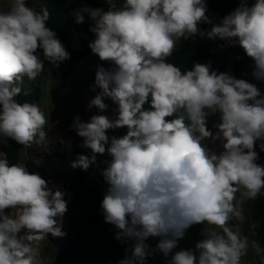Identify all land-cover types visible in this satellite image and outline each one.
I'll return each mask as SVG.
<instances>
[{
    "label": "clouds",
    "instance_id": "1",
    "mask_svg": "<svg viewBox=\"0 0 264 264\" xmlns=\"http://www.w3.org/2000/svg\"><path fill=\"white\" fill-rule=\"evenodd\" d=\"M206 12L205 0H124L119 10L84 7L75 14L78 24L86 15L92 22V53L114 65L96 72L93 90L100 92L88 109L105 111L104 97L118 108L115 119L76 118L72 127L91 156L80 155L71 166L87 170L97 154L111 157L102 172L108 184L104 219L119 230L117 240L135 242L119 264H144L157 251L169 256L186 229L200 223L213 227L196 244L198 255L180 250L169 264H241L247 254V237L230 222L243 221L240 204L264 189V166L254 150L264 141V96L255 84L218 74L208 64L182 72L166 62L177 39L200 34L198 25L211 23ZM48 19L47 9L37 12L26 0H10L8 10L0 11V137L25 147L46 140L48 118L37 104L18 103L21 89L13 85L24 76L35 80L45 60L59 65L70 58ZM210 36L238 44L254 61L253 76L264 80V0L251 7L242 0ZM217 112L221 122L213 135L206 117ZM121 127L127 133L110 139L107 130ZM207 138L221 140L223 151L205 147ZM64 196L38 173L0 158V264H40L39 242L65 235L58 225L67 211ZM149 237H160L155 248L146 243ZM252 247L264 260V248L256 241Z\"/></svg>",
    "mask_w": 264,
    "mask_h": 264
},
{
    "label": "rangeland",
    "instance_id": "2",
    "mask_svg": "<svg viewBox=\"0 0 264 264\" xmlns=\"http://www.w3.org/2000/svg\"><path fill=\"white\" fill-rule=\"evenodd\" d=\"M94 2L96 8L108 11L119 10L124 0H94ZM227 2L231 4L234 11L241 5L242 0H205L206 7L221 5ZM244 2L251 7L255 3V0H244ZM9 3L10 0H0V11H7ZM206 15L211 21L217 23L222 19L219 12L210 9H207ZM38 55L43 59L42 53ZM209 65L211 70L216 71L218 74L227 73L235 77L232 47L227 44L223 55ZM100 67L112 69L114 65L111 62L101 61L98 55L93 53L82 58L74 66L69 76L61 80L57 77L51 63L45 60L43 71L34 80L35 85L41 92V98L35 104L40 107L48 118V122L44 127L47 138L44 142L33 144L31 147L22 145L23 158L19 165L25 166L30 173H38L48 182L49 187L53 190L64 192L63 181L77 174L76 168L71 166L78 158V155L74 152V146H81L83 138L78 136L72 127L76 118L79 117L81 122H89L94 115H106L110 119L116 118L118 106L108 97L103 98L104 103L108 105L105 111L101 112L95 107L91 110L88 109L89 102L100 92L98 87L93 90L96 72ZM206 119L211 126L210 131L215 135L218 129L214 125L221 122L220 113L209 114ZM205 142V147L216 154L223 151V142L221 140L213 141L211 138H207ZM261 143H264V141H257L254 150L258 153L256 163L264 166V150L260 148ZM0 158H4V154L1 151ZM30 167L33 168V172L29 169ZM91 187L92 184L89 185V188ZM93 191L96 192V187ZM237 198L239 200V193H237ZM253 202L254 200L245 199L240 204L243 208L244 217L250 214ZM8 211H6L7 214L15 216L18 210L8 209ZM64 218L65 214L63 217L58 218V225H61V229L65 235H69L76 242V264H82L80 260L82 251L87 246L98 250L101 264H119V261L122 260L121 248L123 241L115 238L119 230L114 225L103 220L94 232L73 233L70 225L64 222ZM241 222L233 220L230 223L242 238L247 237L242 232ZM211 227L213 226H208L205 223L193 224L191 229H186L183 238L177 241V247L172 250L169 256L165 257L163 253L157 251L148 256L144 264H169L171 256L180 250H192L198 255L196 244L207 238ZM216 230L219 231V229ZM153 240L152 238V240L146 241L150 248H155L156 246ZM248 241L249 248L247 254L241 258V264H260L258 261L260 255L252 247V241L250 239ZM37 252L40 264H52L55 259V248L49 239L39 242ZM130 255L131 251L126 252V256Z\"/></svg>",
    "mask_w": 264,
    "mask_h": 264
},
{
    "label": "trees",
    "instance_id": "3",
    "mask_svg": "<svg viewBox=\"0 0 264 264\" xmlns=\"http://www.w3.org/2000/svg\"><path fill=\"white\" fill-rule=\"evenodd\" d=\"M27 6L33 8L37 12L47 9L49 19L46 22L47 27L56 33L64 45L66 51L70 53V58L60 62L59 65L52 64L57 77L61 80L66 79L72 72L74 66L84 57L93 54L89 48V43L95 39V34L89 29L91 20L85 16V22L76 23L75 14L78 10L89 7L96 8L94 0H26ZM207 9L219 12L222 18L233 12L230 3L221 5H213ZM211 21V20H210ZM201 23L198 25L201 32L194 36H185L177 39L176 48L173 54L167 58L166 62L172 63L179 67L182 72L193 69V66L199 64H210L223 55L226 50L225 41L215 36H210L214 24ZM233 50V67L235 78L244 79L249 83H253L264 96V80H258L253 76L254 61L246 55L244 50L238 45H230ZM42 50H38V53ZM13 86L21 89L15 98L20 104L36 103L41 98L40 89L35 85L34 80H29L27 76ZM148 108L149 105L144 106ZM171 119V118H170ZM207 129L210 131V124L207 121ZM127 133L126 127L118 129H110L107 135L120 138ZM206 139L203 141L205 146ZM107 147V146H106ZM0 151L5 154L3 159H7L9 164H19L23 158L22 145L16 143L10 138L0 137ZM74 152L80 155L91 156V150L79 145L74 146ZM111 157L107 152L103 155L97 154L96 161L90 164L87 170L79 167L76 168L77 174L63 181L64 199L69 202L65 213L64 222L70 225L73 233L94 232L96 227L103 221V209L101 207L103 198L107 192L108 184L104 180L102 172L107 167V163ZM33 172V168H29ZM92 187L89 188V185ZM96 187V192L94 188ZM96 193V194H94ZM94 194V195H93ZM9 212L8 210H6ZM252 223H258V227L253 230L250 228ZM196 225V224H194ZM192 226V225H191ZM191 226L187 230L191 229ZM241 228L244 235L252 242L259 243L264 248V189L256 197L251 205L250 214L241 222ZM154 239V243H158L160 237H149L146 241ZM55 248V259L52 264H76L77 256L75 252L76 242L69 235L62 238H53L51 235L47 237ZM134 241H123L121 248V258L124 259L126 252H129ZM259 263L264 264L261 255L258 257ZM82 264H101L100 254L97 249L87 246L82 251Z\"/></svg>",
    "mask_w": 264,
    "mask_h": 264
}]
</instances>
